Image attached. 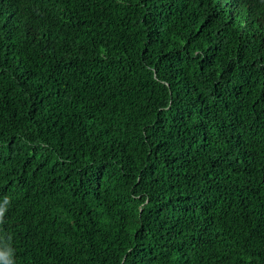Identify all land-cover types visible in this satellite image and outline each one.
<instances>
[{"label":"trees","instance_id":"16d2710c","mask_svg":"<svg viewBox=\"0 0 264 264\" xmlns=\"http://www.w3.org/2000/svg\"><path fill=\"white\" fill-rule=\"evenodd\" d=\"M0 264H264V0H0Z\"/></svg>","mask_w":264,"mask_h":264}]
</instances>
